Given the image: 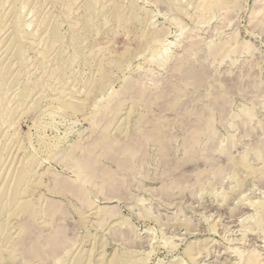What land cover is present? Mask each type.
<instances>
[{"label": "rangeland", "instance_id": "374dc122", "mask_svg": "<svg viewBox=\"0 0 264 264\" xmlns=\"http://www.w3.org/2000/svg\"><path fill=\"white\" fill-rule=\"evenodd\" d=\"M0 264H264V0H0Z\"/></svg>", "mask_w": 264, "mask_h": 264}]
</instances>
